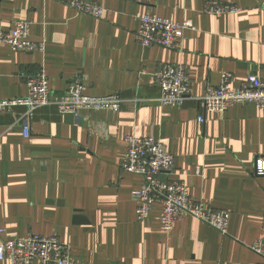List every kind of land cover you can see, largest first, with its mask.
Instances as JSON below:
<instances>
[{
	"label": "crops",
	"instance_id": "crops-1",
	"mask_svg": "<svg viewBox=\"0 0 264 264\" xmlns=\"http://www.w3.org/2000/svg\"><path fill=\"white\" fill-rule=\"evenodd\" d=\"M94 1L101 19L76 13L70 0H0V30L26 21L30 40L43 44L38 52L0 46L2 100L24 98L25 79L40 68L55 96L80 72L85 94L122 100L117 113L83 112L80 120L39 108L28 138L20 126L24 108L0 113V240L55 237L69 246L73 264H264L249 249L264 239V176L253 174L255 157L264 158V108L236 105L215 114L196 101L223 74L232 75V87L248 75L264 82V0ZM206 1L239 11L210 16ZM144 14L190 21L194 30L183 32L180 50L143 48L135 34L136 16ZM160 64L187 70L190 98L181 107L157 101ZM128 135L163 145L174 171L162 179L184 181L191 198L226 211L227 235L193 218L166 235L159 203L137 222L132 194L142 179L120 170ZM76 211L85 224L73 222Z\"/></svg>",
	"mask_w": 264,
	"mask_h": 264
},
{
	"label": "built area",
	"instance_id": "built-area-1",
	"mask_svg": "<svg viewBox=\"0 0 264 264\" xmlns=\"http://www.w3.org/2000/svg\"><path fill=\"white\" fill-rule=\"evenodd\" d=\"M69 6L78 14L93 19H101L103 8L94 0H70ZM239 9L228 3L206 1L203 13L210 16H223L237 13ZM138 29L135 38L140 46L177 51L180 50L185 30H194L190 21L181 24L169 18L156 15H137ZM30 23L14 22L10 30H0V46H7L13 52H38L42 43L30 40ZM232 75L223 74L220 83L208 86L203 95L196 99L205 111L223 114L236 105H256L264 108V82L256 75H248L239 86H231ZM85 77L78 72L61 96L51 93L47 76L40 68L34 75L25 79L27 95L14 100L0 98V113L15 107L25 109L20 119L23 137L30 135V122L35 111L42 107L54 106L59 114L72 115L80 120L83 112H119L122 100L118 95L92 97L85 94ZM154 83L160 90L158 103L181 107L190 98L191 81L182 64H160L154 72ZM202 124L204 119L198 116ZM125 152L120 162L123 173L139 176L142 187L133 192L132 200L136 207L137 222L145 221L155 203L160 204L159 224L168 235L173 225L184 218H193L222 235H227L229 214L226 211L209 208L201 201L189 196L187 185L180 180H163L174 171V158L163 145L152 137L128 135L124 138ZM201 170L198 168L196 174ZM253 174L264 176V158L256 156ZM2 230H0V234ZM251 252L264 261V239H257L249 246ZM0 262L9 264H73L70 248L55 237L11 235L0 240Z\"/></svg>",
	"mask_w": 264,
	"mask_h": 264
},
{
	"label": "water",
	"instance_id": "water-1",
	"mask_svg": "<svg viewBox=\"0 0 264 264\" xmlns=\"http://www.w3.org/2000/svg\"><path fill=\"white\" fill-rule=\"evenodd\" d=\"M75 213L76 215L73 217V222L77 224H85L86 219L82 217L81 215H79V212L76 211Z\"/></svg>",
	"mask_w": 264,
	"mask_h": 264
}]
</instances>
